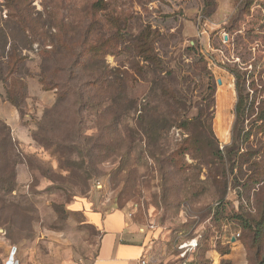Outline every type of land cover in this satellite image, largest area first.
Here are the masks:
<instances>
[{
    "label": "rangeland",
    "instance_id": "obj_1",
    "mask_svg": "<svg viewBox=\"0 0 264 264\" xmlns=\"http://www.w3.org/2000/svg\"><path fill=\"white\" fill-rule=\"evenodd\" d=\"M19 6L34 35L0 0V237L18 263L92 264L101 234L72 210L82 204L129 213L156 264H179L193 240L229 252L239 232L249 264H264V0ZM73 63L80 102L64 100L70 77L56 69Z\"/></svg>",
    "mask_w": 264,
    "mask_h": 264
},
{
    "label": "crops",
    "instance_id": "obj_2",
    "mask_svg": "<svg viewBox=\"0 0 264 264\" xmlns=\"http://www.w3.org/2000/svg\"><path fill=\"white\" fill-rule=\"evenodd\" d=\"M4 115H6L4 119L12 127L15 134L16 128L21 124L19 112L14 110L10 115L6 113ZM77 205L72 210L80 212L84 218V223L92 226L101 234L97 255L92 264H142L144 258L148 259L149 264H156L153 255L154 244L150 243L146 233H143L142 229L133 223L129 213L124 210L95 211L88 205ZM234 236L231 239V244L236 246L234 248L229 246V252L224 253L219 249H209L201 254L196 249L194 253L189 254L187 260L181 257L179 264L185 262L190 264L193 260H195V264H240L242 262L249 264L248 251L244 246L243 239L236 238L234 240ZM15 247L16 245L11 244L10 240L0 237V264H12V259L16 260L18 251ZM182 253L183 250H180V254ZM32 256L33 264H36L35 254ZM19 259L21 261L20 255ZM196 259H204L208 263L201 260L196 261Z\"/></svg>",
    "mask_w": 264,
    "mask_h": 264
},
{
    "label": "trees",
    "instance_id": "obj_3",
    "mask_svg": "<svg viewBox=\"0 0 264 264\" xmlns=\"http://www.w3.org/2000/svg\"><path fill=\"white\" fill-rule=\"evenodd\" d=\"M4 1H5L6 5H8L10 7L12 5V7L14 9L13 12H11V14H12L11 17L15 21L16 25L21 30H23V31L27 30L31 34L34 35V26L31 23L28 22V14L25 12L26 10L22 9L19 6V1L20 0H4ZM5 49H6V43L3 44V45L1 44L2 53H0V60L1 59H5V55H4ZM14 55H15L14 51H12V54L9 53L7 55V59H8V63H7L8 70L7 71H10L9 75H13L12 74V72H13L12 71V61H13ZM78 64L79 63H73L69 68H63L61 66H58L56 68V69H59V71H62L60 73L69 74L68 77H70L69 79H67L65 81V86L68 88V92H66V95H64V100L67 99V97H65V96H68L70 91H72L74 97L77 99V102H80L82 100V94L83 93H79V89H76V85H75V82L78 79L77 76L79 75V67L81 68L80 64H79V67H78ZM48 73L49 72L45 69L44 72H43V75L42 74L39 75V80H40V82H41V84L43 86V90H45V91H48V89H47L48 86L45 84V81H43L42 77L43 78L46 77V75ZM60 73H57V74H60ZM247 75H248L247 73H244L242 75L238 74L237 87L239 89L240 99H239V103H238V106H237V111H238V118L242 117V119L244 118L245 113H246L247 108H248V94H246V91H247V89H246ZM75 77H77V78H75ZM2 79H3L2 81H4V78H2ZM50 84H52V82H50ZM8 93H9L8 100L12 103V105H14L20 111L21 108H22L21 103H17L15 101H13V99L10 96V92H8ZM20 113H21V111H20ZM21 117L22 118L24 117V115H22V113H21ZM1 124L6 126V127H8L6 124H3L2 121H1ZM240 236H241V239H243L245 247L247 249L248 245H246L247 238H246L245 234H241ZM259 241H260V239L257 238V234L254 233V236L252 238L251 244L255 245ZM199 248H200V245L198 243V248L197 249L199 250ZM248 254H249V252H248ZM199 260H201L204 263H208L204 259H199ZM199 260H196V261H199ZM248 261L250 262V259ZM190 264H195V261L193 263L190 262Z\"/></svg>",
    "mask_w": 264,
    "mask_h": 264
},
{
    "label": "built area",
    "instance_id": "obj_4",
    "mask_svg": "<svg viewBox=\"0 0 264 264\" xmlns=\"http://www.w3.org/2000/svg\"><path fill=\"white\" fill-rule=\"evenodd\" d=\"M131 217V215H130ZM241 233L237 234L235 238H241ZM198 248V242L197 240H193L189 243H186L180 247V250H183V253L181 254V257L187 260V257L189 256L190 253L194 252ZM10 261V260H9ZM9 263V262H8ZM12 264H19L17 260L12 259ZM142 264H149V261L147 258H144L142 261ZM187 264V262L183 263Z\"/></svg>",
    "mask_w": 264,
    "mask_h": 264
},
{
    "label": "water",
    "instance_id": "obj_5",
    "mask_svg": "<svg viewBox=\"0 0 264 264\" xmlns=\"http://www.w3.org/2000/svg\"><path fill=\"white\" fill-rule=\"evenodd\" d=\"M222 82H220V84H221ZM234 240H236V238L234 237Z\"/></svg>",
    "mask_w": 264,
    "mask_h": 264
}]
</instances>
